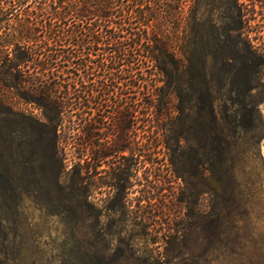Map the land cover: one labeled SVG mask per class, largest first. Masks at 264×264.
I'll list each match as a JSON object with an SVG mask.
<instances>
[{
    "label": "trees",
    "instance_id": "trees-1",
    "mask_svg": "<svg viewBox=\"0 0 264 264\" xmlns=\"http://www.w3.org/2000/svg\"><path fill=\"white\" fill-rule=\"evenodd\" d=\"M261 19L264 0H0V126L24 152L34 121L80 172L201 155L209 214L235 210L236 149L264 124Z\"/></svg>",
    "mask_w": 264,
    "mask_h": 264
},
{
    "label": "rangeland",
    "instance_id": "rangeland-1",
    "mask_svg": "<svg viewBox=\"0 0 264 264\" xmlns=\"http://www.w3.org/2000/svg\"><path fill=\"white\" fill-rule=\"evenodd\" d=\"M253 101L264 122V91ZM20 108L40 115L33 105ZM12 128L0 126L5 264H264V124L236 149L235 210L222 204L216 215L201 155L192 160L187 151L181 173L165 148L146 162L120 152L80 172L71 155L43 152L34 121L24 152Z\"/></svg>",
    "mask_w": 264,
    "mask_h": 264
}]
</instances>
